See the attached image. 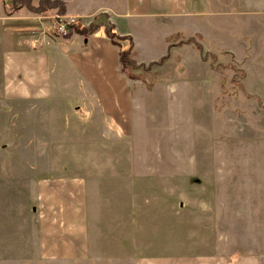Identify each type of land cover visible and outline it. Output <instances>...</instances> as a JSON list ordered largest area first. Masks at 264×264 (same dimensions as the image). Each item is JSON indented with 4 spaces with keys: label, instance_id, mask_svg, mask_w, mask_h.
Returning <instances> with one entry per match:
<instances>
[{
    "label": "rangeland",
    "instance_id": "obj_1",
    "mask_svg": "<svg viewBox=\"0 0 264 264\" xmlns=\"http://www.w3.org/2000/svg\"><path fill=\"white\" fill-rule=\"evenodd\" d=\"M201 3L189 16L134 19L139 47L106 13L87 19L69 14L63 0H0L15 17L0 28V264L264 254V0ZM59 16L77 20L70 35L100 25L132 38L123 45L140 65L132 69L137 79L123 74L134 119L114 138L108 123L98 137L96 108L85 115L64 107L69 92L41 109L8 91L6 53L26 44L32 22L51 26ZM192 36L217 56L219 70L188 42ZM69 176L88 181L90 247L86 257L49 260L36 185Z\"/></svg>",
    "mask_w": 264,
    "mask_h": 264
},
{
    "label": "crops",
    "instance_id": "obj_2",
    "mask_svg": "<svg viewBox=\"0 0 264 264\" xmlns=\"http://www.w3.org/2000/svg\"><path fill=\"white\" fill-rule=\"evenodd\" d=\"M63 1L71 15L93 19L106 13L121 35H131L136 41V19L164 20L189 16L202 5L201 0ZM11 10L8 5H0V28L4 26V32L14 23ZM32 23L34 32L32 30L29 37L21 38L26 44L18 41L20 47L8 51L3 59L8 91L15 94L24 104L22 106L31 101L33 107L48 109L54 102H62L57 101L58 97H63L61 93L69 92V104L66 102L65 108L76 109L85 115L96 108L100 113L98 116L102 115L96 121L102 129L98 130L100 138H104L105 123L109 124L107 128L112 135L117 126L127 122V118L129 122L133 121L132 84L121 72L120 48L112 43L103 29L89 37L77 33L62 37L54 32L53 25L39 20ZM22 25H26V21ZM16 27L13 29L18 33L26 34L30 30L26 26ZM47 113V110L38 113L39 118L44 121ZM47 131H50L49 126ZM36 187L35 210L44 254L49 260L86 257L90 247L86 177H45ZM137 264H264V254L145 257Z\"/></svg>",
    "mask_w": 264,
    "mask_h": 264
},
{
    "label": "trees",
    "instance_id": "obj_3",
    "mask_svg": "<svg viewBox=\"0 0 264 264\" xmlns=\"http://www.w3.org/2000/svg\"><path fill=\"white\" fill-rule=\"evenodd\" d=\"M42 1H48V0H42ZM43 9V7H42ZM39 10L43 11V10ZM99 26H92V29H90L85 35L86 37H89L90 35L94 34L97 32V30L99 29ZM76 29L74 26H72L71 31ZM106 34L108 35V37L110 38V40L112 41L113 44L117 45L120 47L121 49V71L124 74H127L130 78L133 79H137L136 77H134V75L132 74V69H135V66H137L138 64H136V62L131 58V52L130 50H125L124 49V45L123 42L124 41H131L132 42V38L130 36H125V37H120L117 35V33L113 30V29H106ZM180 34V33H178ZM200 36V35H198ZM197 36H192L188 42L189 43H194L196 48L200 51L202 58L204 61H212V65L215 69L219 70L215 65H214V61L216 60L217 56L215 54H210L209 52H206L203 50V46L197 41ZM133 44V42L131 43V45ZM210 56H212V60H210ZM166 60V57H164V61ZM140 66V65H138ZM219 67V66H218ZM244 74V73H243Z\"/></svg>",
    "mask_w": 264,
    "mask_h": 264
},
{
    "label": "built area",
    "instance_id": "obj_4",
    "mask_svg": "<svg viewBox=\"0 0 264 264\" xmlns=\"http://www.w3.org/2000/svg\"><path fill=\"white\" fill-rule=\"evenodd\" d=\"M74 24H77V20L72 17H63L59 16L55 23H53V30L55 33L62 37H68L71 33V28L74 26Z\"/></svg>",
    "mask_w": 264,
    "mask_h": 264
}]
</instances>
